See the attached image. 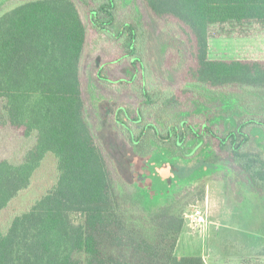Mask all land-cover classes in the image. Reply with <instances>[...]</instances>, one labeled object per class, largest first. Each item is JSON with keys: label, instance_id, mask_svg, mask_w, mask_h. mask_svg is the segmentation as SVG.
<instances>
[{"label": "trees", "instance_id": "obj_1", "mask_svg": "<svg viewBox=\"0 0 264 264\" xmlns=\"http://www.w3.org/2000/svg\"><path fill=\"white\" fill-rule=\"evenodd\" d=\"M92 1L96 6L83 13L77 0H0V122L25 138L20 158L0 157V214L31 185L47 156L55 157L58 169L46 194L6 230L0 225V264H206L200 255H177L188 217L176 212L174 201L159 203L164 193L154 177L170 165L173 175L163 183L169 187L176 177L191 178L184 174L190 163L194 172L231 163L242 170L241 183L264 200V59L215 58L210 52L212 25L264 23V0H140L143 19L125 21L116 30L121 0ZM146 17L156 31L152 36L162 31L175 36L160 69L171 58L168 72L175 78L192 47L195 60L188 81L180 83V106H192L175 110L179 96L167 88L162 106L172 102L174 112L160 121L163 128L150 120L159 104L154 86L160 71L153 69L149 51L140 54L141 42L153 40ZM159 20L174 21V31ZM93 31L116 40L127 32L129 78L114 72L120 59L90 66ZM103 83L132 91L129 99L111 94L120 100L112 109L114 135L123 165L135 177L134 171L147 164L149 183H125L106 147L96 141L86 116L88 91ZM135 97L131 114L125 102ZM94 105L99 110L101 102ZM120 183L130 188L128 194Z\"/></svg>", "mask_w": 264, "mask_h": 264}, {"label": "rangeland", "instance_id": "obj_2", "mask_svg": "<svg viewBox=\"0 0 264 264\" xmlns=\"http://www.w3.org/2000/svg\"><path fill=\"white\" fill-rule=\"evenodd\" d=\"M16 1V0H13ZM81 1V0H80ZM77 0L81 5L83 13H86L89 8L96 6V3L92 0L85 1V5ZM10 2V1H8ZM4 5H7L4 3ZM89 6V8H88ZM116 26L114 29H121L125 21H140L144 15L142 12V3L140 0H121V6L119 10L116 9ZM148 25L149 40L152 41L147 45L142 40L141 33V55L146 57L152 56L153 69L160 74L158 82L155 84L156 93L158 94V105L156 109V118L154 123L160 124L161 120L171 119V115L174 112L172 109L173 103L170 102L168 106L163 108L162 101L165 99L162 95L166 93L167 88H171L175 91L180 99V104L177 109L181 110L191 107V104H183L180 106L184 99L181 91L180 83L187 80L188 68L195 64V60L191 55L185 57L183 65L176 71L175 78L172 73L168 72L171 58L165 59V64L161 69L158 65L161 64L164 54L168 49V44L172 39H175L174 33L162 31L161 33H155L153 36L151 33L156 32L153 26L152 20L145 18ZM159 23L164 25L169 30L174 31V21L172 20H159ZM176 32L179 34L180 30ZM127 32L121 37V40H116L110 36H107L101 32H95L91 34L90 45L87 50L86 60L90 66L94 65L102 59H120L121 61L115 64L114 72L117 76L120 74L128 76V65L131 66L128 56L127 48ZM182 37V35H181ZM185 37V33H183ZM189 44H192L193 38L187 36ZM211 56L215 58H261L264 59V23L258 21L250 22H229L228 24H216L211 27ZM106 47V48H104ZM104 49V50H103ZM148 55V56H149ZM127 56L128 58H123ZM135 59H131L134 62ZM142 72L145 74V64L140 58ZM166 61L169 62L166 64ZM147 62V59H146ZM173 64V61H172ZM132 73V71H130ZM130 76H128L129 78ZM155 77V76H154ZM136 86H142L141 73L136 78ZM174 80V81H173ZM154 81V78H153ZM171 81V82H170ZM99 88L94 87L88 91L89 103L87 108V119L90 122L92 130L94 132L97 143H103L108 150L110 157L115 161L118 167V175L124 179L127 184H137L140 181L149 183L146 178L148 173L147 164L143 169L134 171L136 173L133 177L128 168L123 165V160H120L118 154L120 146L117 143L114 135L116 126L114 124L113 107L117 104L118 98L114 99L115 92L125 95L129 99L132 95L131 89H127L125 85H109L102 84ZM148 90H153L150 80L146 81ZM128 88H131L129 85ZM106 89V90H105ZM115 91V92H114ZM109 92V93H107ZM153 92V91H150ZM118 97H121L118 94ZM155 93V94H156ZM120 101V100H119ZM101 102V106L96 109L94 103ZM119 104V103H118ZM138 105V100L133 98V101L125 102V106L131 114L135 111V107ZM108 107H112L109 108ZM112 110L111 113H109ZM148 121V118H146ZM192 122H196L197 119H192ZM132 127H138L135 124ZM24 139L20 135L7 131L0 122V157L8 156L14 159L21 157L25 149ZM207 141L211 143L216 152L213 141L207 138ZM31 140L29 141V143ZM202 147L199 149L201 150ZM121 153V152H119ZM178 165H182L181 160L177 161ZM216 169L207 170L199 169L194 172V163L187 165L189 168L184 170L185 175L191 177L189 179L178 178L174 184L167 187L163 185L166 178L172 176L173 173L170 170V165L160 169V177L155 176V187L161 189L163 195L159 196V203L164 204L174 201L177 205L176 212H182L184 217L191 215L196 208H201L205 212L206 222L202 227H195L189 223H186L180 237V249L183 255H193L202 250V245L207 241V238L211 236L214 239L213 247L217 251L221 258L217 264H261L264 261V256L261 257V252L264 253V200L260 201L259 194L251 189L249 186L242 184L245 182L241 178L242 170L237 168L236 165L231 164L229 166L221 164ZM117 169V168H116ZM240 170V171H239ZM117 171V170H116ZM243 175V174H242ZM142 176V177H141ZM58 178L57 161L54 156L49 155L42 163L41 167L36 171L31 185L23 190L0 214V225L3 230H6L12 219L27 211L37 199L46 194L52 186L56 183ZM142 178V179H141ZM246 178V177H245ZM139 180V181H138ZM141 183V182H140ZM146 183V184H147ZM121 192L126 189L130 190L128 186L121 184ZM157 185V186H156ZM163 185V186H162ZM168 188V189H167ZM127 194L129 191H126ZM124 192V193H126ZM133 196V194H129ZM134 197V196H133ZM141 203V202H140ZM240 262V263H239ZM242 262V263H241ZM264 264V262H263Z\"/></svg>", "mask_w": 264, "mask_h": 264}, {"label": "crops", "instance_id": "obj_3", "mask_svg": "<svg viewBox=\"0 0 264 264\" xmlns=\"http://www.w3.org/2000/svg\"><path fill=\"white\" fill-rule=\"evenodd\" d=\"M214 239H211V236L207 238V241L204 245H202V250L200 252H197L196 254L193 255H200L204 258L206 264H217L219 261H221L220 256L218 255L217 251L214 249L213 247V243ZM180 243V240H179ZM178 243L177 246V255L179 256H189V255H183L181 253V251H179L180 249V245ZM264 256V253L261 252V257ZM264 261H261V264H263ZM240 263V262H239ZM242 263V262H241Z\"/></svg>", "mask_w": 264, "mask_h": 264}, {"label": "built area", "instance_id": "obj_4", "mask_svg": "<svg viewBox=\"0 0 264 264\" xmlns=\"http://www.w3.org/2000/svg\"><path fill=\"white\" fill-rule=\"evenodd\" d=\"M188 217L191 220L190 224L195 227H202V225L206 222L205 212L201 208H196Z\"/></svg>", "mask_w": 264, "mask_h": 264}, {"label": "water", "instance_id": "obj_5", "mask_svg": "<svg viewBox=\"0 0 264 264\" xmlns=\"http://www.w3.org/2000/svg\"><path fill=\"white\" fill-rule=\"evenodd\" d=\"M190 222H191V220H190V218L188 217V218H187V223L190 224Z\"/></svg>", "mask_w": 264, "mask_h": 264}]
</instances>
